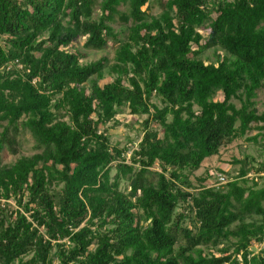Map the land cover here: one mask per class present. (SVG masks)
Listing matches in <instances>:
<instances>
[{
  "label": "trees",
  "instance_id": "trees-1",
  "mask_svg": "<svg viewBox=\"0 0 264 264\" xmlns=\"http://www.w3.org/2000/svg\"><path fill=\"white\" fill-rule=\"evenodd\" d=\"M97 2L0 0V199L18 205L0 204V264H264V159L190 179L239 138L264 157V0H159L157 18L148 0H100L93 18ZM78 37L116 45L118 76L100 84L107 59L81 63ZM210 48L225 55L204 62ZM122 106L145 115L128 162L100 130ZM23 132L36 151L4 163Z\"/></svg>",
  "mask_w": 264,
  "mask_h": 264
},
{
  "label": "rangeland",
  "instance_id": "rangeland-1",
  "mask_svg": "<svg viewBox=\"0 0 264 264\" xmlns=\"http://www.w3.org/2000/svg\"><path fill=\"white\" fill-rule=\"evenodd\" d=\"M99 1L95 4L92 17H98L100 13ZM210 2V1H209ZM159 0H148L147 13L148 16L157 18L164 11ZM120 11H125V7L119 6ZM114 33H116L119 41L123 43H129V27L131 26L130 20L126 23L120 20L117 16L114 21L110 23ZM84 38L78 37L72 45L68 48L69 50H79L84 53V57L81 59V63H89L100 58L107 59V65L102 70L100 84L111 81L113 78L118 76V65L117 51L118 47L111 42L101 50L87 49L83 47ZM225 55L224 51L219 48H210L203 51L200 57L204 62H216ZM130 75V74H129ZM58 96L55 97L57 99ZM215 99H221L220 93H217ZM236 105H239L238 100H234ZM255 107L258 111L264 109V89H259L254 97ZM150 103H154L157 106L162 104L157 97L152 96ZM145 115L136 116L131 115L125 106L120 107L119 112L113 117L112 120L106 124L100 126V130L104 131L109 139L112 146H116L119 149L125 148V160L129 161L130 154L133 149L137 146L142 136V120ZM66 119V118H65ZM151 128L156 130L159 136L162 135V128L155 122H151ZM0 126V130H1ZM255 131H252L248 135H254ZM18 145L16 146V153L9 154L5 152L3 155L4 163H12L20 156H26L34 153V142L29 133L23 132L18 137ZM261 142V140H260ZM259 145H255L252 142L247 141L245 138H239L234 140L232 143L225 147H221L219 153L206 158L202 161L200 167L195 170L191 175L190 179L193 184L197 185V179L199 177L205 178L204 184L207 186H216L226 181V177L235 174L236 166L231 164V160L234 158H242L245 154L251 155L256 158L257 161L264 159L263 156L259 155ZM153 170L158 171L159 167L155 165ZM114 171H111L113 174ZM248 176H252L249 173ZM155 177V176H153ZM120 189L127 190V185L121 182ZM0 204L4 205V208L14 210L18 208L15 198L11 197L7 200L0 199ZM261 245L252 242L251 249L256 253L260 249ZM217 254V253H216ZM55 263V262H54Z\"/></svg>",
  "mask_w": 264,
  "mask_h": 264
}]
</instances>
